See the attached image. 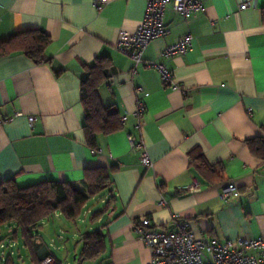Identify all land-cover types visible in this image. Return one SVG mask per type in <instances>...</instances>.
I'll use <instances>...</instances> for the list:
<instances>
[{
    "label": "crops",
    "instance_id": "0c3cea01",
    "mask_svg": "<svg viewBox=\"0 0 264 264\" xmlns=\"http://www.w3.org/2000/svg\"><path fill=\"white\" fill-rule=\"evenodd\" d=\"M146 2L107 0L97 9L94 0H0V42L37 31L49 39L40 63L17 50L0 57V118L7 120L0 125V182H66L82 190L88 170H106L111 181L77 220L55 213L43 221L34 255L11 240L15 225L0 227V264L47 256L60 264L54 253L67 264L72 256L75 264H148L150 250L133 226L148 219L154 230L168 231L172 215L199 239H264V0H202V11L187 19L168 9L167 33L136 66L115 45L142 24ZM187 35L186 53L161 57ZM96 62L110 76L97 88L98 100L116 111L119 128L97 133L89 145L81 88ZM147 63L162 65L177 88ZM138 101L145 106L139 121ZM128 134L143 143L151 167L139 164ZM194 182L199 190L187 191ZM229 182L237 192L224 201ZM95 231L103 253L80 261L83 239Z\"/></svg>",
    "mask_w": 264,
    "mask_h": 264
},
{
    "label": "trees",
    "instance_id": "16d2710c",
    "mask_svg": "<svg viewBox=\"0 0 264 264\" xmlns=\"http://www.w3.org/2000/svg\"><path fill=\"white\" fill-rule=\"evenodd\" d=\"M262 21L264 22V10ZM48 41V37L38 31L21 32L7 41L0 42V57L17 50L37 64L45 60L43 48ZM88 73L87 79L82 82L81 100L85 111L83 129L86 141L91 145L97 133H113L119 128V123L116 111L103 108L97 96L99 85L110 77L108 67L96 62L89 68ZM253 146L261 149L256 142ZM198 164L200 165L198 169L205 166L201 158H198ZM85 177V189L82 190L66 182L45 181L27 187H18L14 180L1 181L0 227L15 225V230L10 235L11 240L21 241L22 245L28 247L34 255L35 232L43 221L55 213H60L67 220H77L82 215L86 202L111 186L109 172L106 170H88ZM2 241L0 240V245ZM103 250L104 239L101 233L91 232L83 239L79 260L98 259ZM6 264H11L9 257Z\"/></svg>",
    "mask_w": 264,
    "mask_h": 264
},
{
    "label": "built area",
    "instance_id": "2783aa9c",
    "mask_svg": "<svg viewBox=\"0 0 264 264\" xmlns=\"http://www.w3.org/2000/svg\"><path fill=\"white\" fill-rule=\"evenodd\" d=\"M107 0H94L93 6L97 9L105 4ZM247 4H242L239 8L245 9ZM171 9L187 19L193 14L202 11V0H147L146 10L142 24L138 29L126 38L120 39L115 49L128 56L137 66L141 63L142 52L155 39L161 38L167 33L164 25V14ZM192 44L191 36L187 35L178 43L166 48L162 53V58H169L175 54H184ZM147 68H154L158 71L165 85L177 88V84L172 74L162 65L147 63ZM145 112V106L138 101L134 116L138 121ZM250 113L251 110L248 109ZM30 126L34 118H28ZM7 122L0 118V125ZM124 124L125 118H120ZM137 129L140 128L138 123ZM131 148L141 152L139 164L144 168L152 165L143 143L136 140L131 134L127 135ZM93 153H101L100 149ZM199 190L197 182L192 183L188 188L189 192ZM237 192V187L233 182L225 184L220 192V198L224 201L233 197ZM160 205L165 206L166 202L160 200ZM171 230H154L148 219L136 222L133 230L150 250L151 258L148 264H264V239L238 238L235 241H217L212 239L196 238L189 230L188 223L181 220L177 215H172ZM38 264H58L56 260L47 256Z\"/></svg>",
    "mask_w": 264,
    "mask_h": 264
},
{
    "label": "rangeland",
    "instance_id": "374dc122",
    "mask_svg": "<svg viewBox=\"0 0 264 264\" xmlns=\"http://www.w3.org/2000/svg\"><path fill=\"white\" fill-rule=\"evenodd\" d=\"M52 234H53V233H52ZM41 236H42V239H45V241H49V237H48V236L46 237V236L44 235L43 232H41ZM5 240H6V239H4V241H5ZM54 254H55L56 257L58 258L60 264H67L66 261H64L61 257H59V255H58L57 253H54ZM23 262H24V264H28V263L26 262V260H24ZM69 263H70V264H75V262L73 261V256H72L71 259L69 260ZM14 264H20V262L16 259Z\"/></svg>",
    "mask_w": 264,
    "mask_h": 264
}]
</instances>
